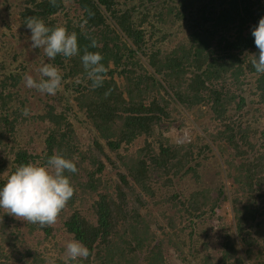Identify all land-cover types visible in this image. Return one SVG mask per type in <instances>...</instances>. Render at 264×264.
Wrapping results in <instances>:
<instances>
[{"label": "trees", "instance_id": "16d2710c", "mask_svg": "<svg viewBox=\"0 0 264 264\" xmlns=\"http://www.w3.org/2000/svg\"><path fill=\"white\" fill-rule=\"evenodd\" d=\"M19 1L3 0V5L11 8ZM21 1L23 30L28 17L63 26L76 34L79 54L102 55L106 72L103 84L93 89L79 55H57L50 64L62 74L61 88L50 102L42 101L43 109L24 116L21 86L27 68L0 57V184L17 166L43 164L53 153L77 168L65 173L74 191L56 218L59 228L55 222L43 227L24 222L0 209V264H66L64 246L55 239L59 230L89 249L86 259L68 264H167L166 247L180 250L187 237L201 245L197 264H264V128L258 142H250L241 128L243 117L229 113L236 100L234 110L242 112L245 99L236 91L254 74L261 105L255 110L264 118V74L255 72L250 56L257 52L251 29L264 16V0H71L68 8L67 0ZM158 43L173 47L156 49ZM137 64L144 67L140 73ZM178 103L190 114L209 106L220 121L224 131L215 149L238 151L227 160L230 172L224 168L229 187L223 180L202 184L198 136L171 143L157 134L171 104ZM29 122L42 127L40 152L29 140L24 144L37 131L30 126L23 137ZM82 124L87 143L80 140ZM142 136L146 140L136 160L120 152L125 146L129 153L126 146ZM182 172V177L193 172L199 185L188 194L176 190L180 183L173 178ZM216 174L221 176V169ZM158 175L168 180L159 186ZM162 191L165 209L157 208ZM226 201L232 202L234 225L221 226L214 255L207 225Z\"/></svg>", "mask_w": 264, "mask_h": 264}, {"label": "rangeland", "instance_id": "374dc122", "mask_svg": "<svg viewBox=\"0 0 264 264\" xmlns=\"http://www.w3.org/2000/svg\"><path fill=\"white\" fill-rule=\"evenodd\" d=\"M22 4L20 0L14 7L8 8L3 5V0H0V26L4 29V31H0V57L7 61L8 65L17 66L18 63L23 64L25 68H27L28 74L32 75L34 79L39 77V73L36 69L43 63H50V60L44 56L42 50L38 49H31L29 44V30H23L21 28V18L19 19V6ZM71 5V0H67L66 7L68 8ZM70 14H76L75 9L69 11ZM183 29L186 32L188 29L185 25H183ZM187 34V33H186ZM179 35V38H181ZM157 46H161L159 43L156 44ZM163 49H169L173 47L171 45L161 46ZM248 55V54H247ZM244 56V55H243ZM245 57V56H244ZM113 63V62H111ZM131 66L129 70L132 69ZM136 69L140 73L144 67L137 64ZM81 76V75H80ZM78 76V78H80ZM120 84H123V80L119 79ZM243 86L238 88V95L245 99L244 105L242 106V112L237 111V104L240 100H236V104L230 109V115L232 116H241L243 117V124L241 125L242 130L246 131L247 135L249 136L250 142H258V138L260 137V131L264 128V118L258 115V112L255 110L257 108H261V105L258 103L259 95L256 89V81L255 75L252 76L247 75L243 79ZM22 94L27 98L26 100V107L29 109L30 114L35 115L39 109H43L44 105L42 101L50 102L51 98L54 95H47L42 94L35 89H29L24 86V83L21 86ZM172 106L169 108L171 110V114H168L167 117L162 121L161 125L158 127L157 134H161L165 138H168L171 143H182L187 139H195L198 136V145L199 151L203 157L202 163L205 165L203 171L200 168V173L203 175L202 184L206 186L210 185H218L221 180L224 181L227 187H229V182L226 177L224 176V168L228 170L226 165L227 160H230L231 156L234 153H238L237 150H231L229 153H222L219 149H215L217 143L221 138V131L223 127L219 124L220 121L214 118L211 108L209 106H201V113H189L188 109L185 105L178 103V104H171ZM236 107V111L234 108ZM263 111V110H262ZM182 112V114H179ZM244 113H246L244 115ZM33 126L37 131L34 132V136L32 138L24 139L26 142L28 140L31 144L34 145V151L40 152L43 148V141L44 136H41L40 124H34L33 122L27 123V125L23 126L22 135L25 133L26 130L30 129ZM78 132L80 135V140L84 143L89 142V132L85 126L79 125ZM188 134V136H187ZM25 135H23L24 137ZM156 137V136H155ZM145 136L138 138L134 141L129 147L126 146L130 152L127 153L125 151V146L120 149V152L124 155H128L129 158H133L136 160V152L138 148H141L145 143ZM23 144V145H24ZM209 145L211 150L207 149L205 146ZM243 145L244 144L243 142ZM247 147H243V150H247ZM132 151V153H131ZM141 163V162H140ZM140 168V167H139ZM221 169V176L217 175L216 173ZM228 170L227 173H229ZM184 172L180 173V175H176L173 178L175 181H179L180 185L177 186V191L182 189H187V194L189 191H194L199 185L196 182L193 172H189L186 176H183ZM160 178V179H159ZM159 179V186L161 182H165L164 180H168L167 176L160 177ZM158 186V183H156ZM181 186V187H180ZM166 192H158V197L160 200L159 206L157 208L165 209L168 206V201H165ZM156 208V209H157ZM156 209H152L154 213ZM218 217L212 220L210 224L207 225L208 233L211 235V244L209 251L212 254L218 253V249L220 247L219 241L220 236L222 235L221 226L225 224L227 228H230L234 225V212L232 208V202L226 201L223 202L220 210L217 212ZM56 228L61 226V222H55ZM189 230L187 231V235ZM183 234V233H181ZM28 241L32 240V236H28ZM188 238V237H187ZM186 238V245L181 247L180 250L176 249V247H169L167 246L165 249L167 264H197V254L202 253L201 245L198 243L189 242V238ZM55 239L58 240L60 245H65V241L69 240L70 238L63 233L62 230L57 231ZM35 241V239H34ZM198 245V246H196ZM196 246V247H195ZM195 248H199L200 251L196 250ZM177 250V251H176ZM184 252L186 257L180 256V253ZM62 257H65L64 253L61 254ZM50 263L53 264V260H50ZM248 264V263H247Z\"/></svg>", "mask_w": 264, "mask_h": 264}, {"label": "clouds", "instance_id": "9594fccd", "mask_svg": "<svg viewBox=\"0 0 264 264\" xmlns=\"http://www.w3.org/2000/svg\"><path fill=\"white\" fill-rule=\"evenodd\" d=\"M50 2L54 3V0ZM24 25L30 32L28 38L31 49L42 50L49 60H53L57 55L64 58L79 55L91 87L95 89L103 84L106 68L101 62L102 55L87 50L79 54L80 48L75 33L67 32L63 26L50 27L36 17L26 18ZM251 35L257 49L256 53L250 55L251 64L256 73L264 74V16L252 27ZM90 46L96 47L95 39H91ZM111 68H114L113 63ZM36 71L39 73L36 79L28 73L24 74V86L42 94H56L63 79L58 68L53 64L43 63ZM29 114V109L25 107L22 115ZM76 171L74 162L58 153L47 156L43 164L28 163L17 166L3 184H0V209L24 222L39 224L41 227L51 225L73 195L74 189L65 173ZM64 255L68 264L71 261L86 259L89 249L73 238L65 241Z\"/></svg>", "mask_w": 264, "mask_h": 264}]
</instances>
